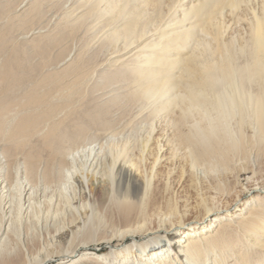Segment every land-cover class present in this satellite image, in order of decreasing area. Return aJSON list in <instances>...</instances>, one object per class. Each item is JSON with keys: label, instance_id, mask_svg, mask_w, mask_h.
<instances>
[{"label": "bare ground", "instance_id": "1", "mask_svg": "<svg viewBox=\"0 0 264 264\" xmlns=\"http://www.w3.org/2000/svg\"><path fill=\"white\" fill-rule=\"evenodd\" d=\"M51 13L22 48L0 32V264H264V0H24L9 17ZM78 33L92 47L19 93L24 45L48 59ZM93 46L106 100L87 122L71 117ZM118 105L144 133L85 144Z\"/></svg>", "mask_w": 264, "mask_h": 264}, {"label": "rangeland", "instance_id": "2", "mask_svg": "<svg viewBox=\"0 0 264 264\" xmlns=\"http://www.w3.org/2000/svg\"><path fill=\"white\" fill-rule=\"evenodd\" d=\"M22 1H24V0H0V32H6V35H8V39L6 38V43H7V45L9 44V46H17V47H19V48H22V43H23V39H21L20 37V34L21 35H23V33L24 32H27V31H29V30H31V29H33V28H35V29H38V26L40 25L39 23H41V24H44V25H48L49 23H50V21H51V16L54 14V12H52L51 13V15H48L47 17L46 16H44V15H41V17H38V18H36L37 19V22H36V19L34 20L36 23H37V25L36 24H34V21L33 22H31V23H29V24H27L26 26H21L20 24L18 25V24H12L11 23V20H10V14L21 4V2ZM20 3V4H19ZM18 4V5H17ZM61 5V4H60ZM60 5H57V8H55L56 10L58 9V8H60L59 6ZM45 9V11H49L50 10V7H48L47 9H46V7H44ZM40 15V14H39ZM42 16L43 17H45L44 19L42 18ZM41 18V19H40ZM46 18H47V20H46ZM50 18V19H49ZM38 19H39V21H38ZM43 20V21H42ZM46 20V21H45ZM50 20V21H49ZM48 21H49V23H48ZM39 22V23H38ZM53 21H51V23L48 25L49 27H48V29H47V27L46 28H43V29H47V30H49V31H53V30H51V29H54V30H56L55 29V27L53 28V26H54V22L52 23ZM10 23V24H9ZM16 23H17V20H16ZM43 25V26H44ZM32 26H34V27H32ZM32 27V28H31ZM18 29V30H17ZM34 30V29H33ZM46 30V31H47ZM32 31V30H31ZM49 31H47V32H49ZM55 33V32H54ZM56 33H57V31H56ZM14 34V35H13ZM12 35V36H11ZM74 35H77V36H74V38H76V39H74V38H72L71 39V37H73V36H69L68 37V35L66 36L65 35V37L66 38H70V40H69V42H68V40H67V42H65L66 40H65V38H64V40L63 39H61V42H59L58 40L56 41V42H53V43H55V45L57 44L58 45V43L61 45V47L59 46H53L54 44H51L52 46V50L50 49L51 47H48L49 49H48V51L49 50H51V51H49V57H48V59L47 58H41L42 56L41 55H35L36 54V51H34L35 49L33 48V46H32V44H30V46L28 47V45L27 44H29V43H26V45H24L25 46V51H26V53H28L29 55H28V57H29V59H30V61H28L29 62V65H30V63H31V68H27L26 69V71H25V73H24V75H23V81L25 82V88H21L20 89V91H19V93H22V92H24L25 91V89L26 88H29V86L31 85V82L32 81H34L35 80V82H39V80L40 79H42V77H43V75H45V74H47L48 72H50V71H54V67L55 66H53V65H56L57 64V62H59V60H61V58H63V56L62 55H64V56H66L67 54H69L70 52H72V53H74V52H78V51H80V49H83L82 47H85L88 43H90V45L89 46H91L92 47V45H91V42L89 41V40H87L88 39V37H82V35L81 34H74ZM79 37V38H78ZM87 38V39H86ZM90 38V37H89ZM80 39H82L83 40V42H85L86 40V44L85 43H83ZM86 39V40H85ZM91 39V38H90ZM18 40V41H17ZM62 40H63V42H62ZM73 40V42H70V41H72ZM75 40H76V42H75ZM13 41V42H12ZM89 41V42H88ZM18 42H21V47H20V44L19 45H17L18 44ZM11 43H12V45H11ZM24 43V44H25ZM63 43H65V44H62ZM73 43V44H72ZM14 44H16V45H14ZM72 44V45H71ZM82 44H84V45H82ZM66 45L67 46H69L68 48L66 47ZM32 47V48H31ZM100 47V46H96V47H94L93 46V48H94V50H93V48L91 49L90 48V51H89V53L87 54V55H89V56H86V58L88 57L89 59H87L89 62H91L92 60V62H91V64L90 63H86L85 64V70L87 69V71L88 72H90V73H92L90 76H91V78L92 79H90V81L88 82V81H86V82H88L87 83V85L86 84H84L85 85V87H84V85H83V91H82V95L84 96V97H86V96H88L87 97V99H88V102H87V99L85 98V100H86V102L84 101V97L81 99V101H83V102H81L80 103V100H79V102H78V104H79V107L77 108V110L75 111L76 113H74V114H72V117L71 118H73V119H83L84 121H87V122H89V116H88V114L89 113H91V112H93L95 109H98L99 107H102V105L101 104H103L104 103V101L106 100L105 98H102V97H100L101 96V94L103 93V92H105V86L103 85V77H101V76H104V75H101V74H103L104 73V70L102 69V68H99V67H96V65H95V62L97 63V62H100L101 61V59L103 58V54L105 53V50H103L101 47L98 49V48ZM31 48V49H30ZM54 48H56V49H54ZM57 48H58V50H57ZM61 48H66V50L64 51V53L62 54V52H63V50L61 49ZM96 48V49H95ZM29 49V50H28ZM34 49V50H33ZM62 51H61V50ZM28 50V51H27ZM93 50V51H92ZM100 50V51H99ZM47 51V52H48ZM95 51V52H94ZM98 51V52H97ZM104 51V52H103ZM92 52V53H91ZM94 52V53H93ZM102 52H103V54H102ZM62 54V55H61ZM66 54V55H65ZM91 54H94V56L93 55H91ZM97 54H98V56H97ZM98 58H97V57ZM39 58L41 59L40 61H39ZM28 59V60H29ZM47 59V60H46ZM43 60H45V63H44V61ZM42 61H43V63H42ZM94 62V63H93ZM41 64L40 66L42 67H40V66H38L39 64ZM38 64V65H37ZM35 65V66H34ZM37 65V66H36ZM51 65L53 66V67H51ZM90 66V67H89ZM34 67H36L37 69H34ZM46 67V68H45ZM50 69H49V68ZM45 68V69H44ZM48 68V69H47ZM97 68H99V69H97ZM39 69H40V71H39ZM43 69V70H42ZM96 69V70H95ZM37 70V71H36ZM39 71V72H38ZM86 71V72H87ZM94 71V72H93ZM97 71V72H96ZM103 72V73H102ZM95 73V74H94ZM101 73V74H100ZM100 74V75H99ZM26 75V76H25ZM32 75V76H31ZM32 77V78H31ZM35 77V78H34ZM39 77V78H38ZM41 77V78H40ZM34 78V79H33ZM37 78V79H36ZM94 78V79H93ZM98 78V79H97ZM39 79V80H38ZM37 80V81H36ZM99 80V81H98ZM85 82V83H86ZM97 84H98V86H97ZM102 84V85H101ZM88 86V87H87ZM94 86V87H93ZM86 87H87V89H86ZM23 90V91H22ZM101 90H103V91H101ZM85 91H86V93H85ZM84 93V94H83ZM90 93V94H89ZM97 93H99V94H97ZM97 94V95H96ZM94 96V97H93ZM101 98V99H100ZM97 99V100H96ZM85 102V103H84ZM103 102V103H102ZM84 104H86L85 106H84ZM83 105V106H82ZM95 105V106H94ZM98 105H101V106H98ZM82 106V107H81ZM96 106H97V108H96ZM114 109V110H113ZM80 110V111H79ZM89 110V111H88ZM135 108L133 107V105H130V106H128V107H126V108H121V106L120 105H118V106H116V107H112L109 111H108V114L106 113V119L107 120H109L110 121V125L112 126V128H111V126H108V127H110V129L108 128V129H102L101 127H100V125L99 124H94V123H92V124H90V125H93L94 124V126L92 127V126H89V127H91V128H88V132H86L87 133V136H88V140L87 141H85V144H87V142L89 143V141L90 142H93L94 143V141L95 140H100L102 137H104L105 135H107V134H109L110 133V131H111V129H113V128H118V127H123V131L119 134V139H124V138H132V137H135V136H139L140 134H142V133H144V128L145 127H143L144 125H143V121H139L140 119H135ZM88 112V113H87ZM129 113V114H128ZM82 117H81V116ZM86 116H87V118H86ZM129 117V118H128ZM117 120V121H116ZM130 123V124H129ZM141 123V124H140ZM70 124H72V123H70ZM132 124V125H131ZM96 125V126H95ZM131 127H130V126ZM98 126V127H97ZM97 128H98V131H96L97 130ZM101 131H100V130ZM141 129H143L142 131H141ZM139 130V131H138ZM133 131H135V132H133ZM130 132V133H129ZM133 133H135V134H133ZM97 134H99L98 136H97ZM133 134V135H132ZM91 144V143H90ZM88 145V144H87ZM250 163H252V161H250ZM256 165H257V163H256ZM252 166H255V165H252ZM258 169V170H257ZM256 170L258 171V176L256 175V178L258 179V178H263L264 177V164L263 163H261L260 165H257V167H256ZM246 177H247V175L245 174L243 177H241L240 179H239V181H238V185H240V184H246ZM174 184L176 185L177 183H176V180L174 181ZM37 234H36V239L33 241V246L34 247H42V246H45L46 244L47 245H50V244H52V240L51 239H47L46 240V238L44 237L45 236V232H42V231H37L36 232ZM45 238V239H44ZM46 240V241H45ZM49 241V242H48ZM51 241V242H50ZM47 242V243H46ZM46 243V244H45ZM49 243V244H48ZM106 249H108V248H106Z\"/></svg>", "mask_w": 264, "mask_h": 264}]
</instances>
